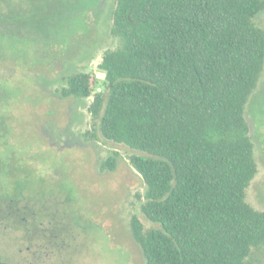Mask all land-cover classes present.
I'll return each mask as SVG.
<instances>
[{"label":"trees","instance_id":"trees-1","mask_svg":"<svg viewBox=\"0 0 264 264\" xmlns=\"http://www.w3.org/2000/svg\"><path fill=\"white\" fill-rule=\"evenodd\" d=\"M76 7V0H0V58L47 55L76 33L70 26L84 25L68 19ZM263 11L264 0H117L111 32L121 44L99 64L102 89L93 95L90 72L64 78L61 96L94 97V131L86 135L134 150L130 162L145 183L141 211L153 226L135 214L130 227L147 264H254L264 247V210L247 201L258 162L246 116L264 72V29L255 21ZM12 95L0 76V104ZM9 118L0 107V158ZM118 155L101 170H115ZM27 178L0 168L1 225L20 227L30 243L36 233L49 240V198L27 190ZM66 231L75 235L72 222L54 225L49 241Z\"/></svg>","mask_w":264,"mask_h":264},{"label":"rangeland","instance_id":"rangeland-1","mask_svg":"<svg viewBox=\"0 0 264 264\" xmlns=\"http://www.w3.org/2000/svg\"><path fill=\"white\" fill-rule=\"evenodd\" d=\"M76 3L68 19L78 16L85 23L70 26L77 30L74 35L69 33L65 43L55 40L50 45L47 55L51 61L38 57L42 51L31 50L28 63H0V76L13 93L5 107L10 117V148L22 157H36L29 159L36 175L30 173L25 186L50 194L49 240L58 223L72 222L75 235L68 239L66 231L57 241L40 240L39 235L30 243L12 225L6 228L0 222V260L8 264H147L130 227L135 214L146 228L153 226L141 211L145 183L130 162L134 150L107 141L100 133L96 138L86 135L95 126L89 104L102 89L96 80L105 78L99 64L106 50L121 44L111 32L117 0ZM255 21L264 29V11ZM78 71L92 74L93 95L82 100L61 96L64 78ZM246 116L258 162L247 201L264 210V72ZM115 152L119 154L117 168L102 171L101 162ZM253 257L254 264H264V247L255 250Z\"/></svg>","mask_w":264,"mask_h":264},{"label":"flooded vegetation","instance_id":"flooded-vegetation-1","mask_svg":"<svg viewBox=\"0 0 264 264\" xmlns=\"http://www.w3.org/2000/svg\"><path fill=\"white\" fill-rule=\"evenodd\" d=\"M17 1V0H16ZM36 42L34 43L35 46H40L41 49L44 51L45 50V44L42 42L41 44H39L37 42V40H35ZM35 50H39V49H35ZM45 56H43L42 54H39L38 57H42V58H47L49 59V56L44 54ZM27 61H30V57L28 56H22L21 59L22 60H26ZM10 60V59H9ZM8 59H6V55H3L1 58H0V63H4L5 61H9ZM10 61H15L16 60H10ZM49 77V76H47ZM6 104H0V107L2 108H5ZM2 138V155L3 157L0 158V168L2 169V171H7V172H10V173H14V174H17V173H21L22 175L28 177L30 175V173L35 174L34 172V169H32V166L30 165L31 161H29V159H32V160H35L36 157L33 156V155H29V156H25V157H22L21 155H19L15 150H13L12 148H10V141H9V135L6 136L5 134L1 136ZM26 187V186H25ZM14 189L17 191H20L21 189V186L20 185H16L14 184ZM27 189V188H26ZM28 190V189H27ZM42 191H36V197H38V195H42L41 193ZM48 198H49V201L51 200V197H50V194H47ZM36 202L38 203V201L36 200ZM21 204V202H20ZM7 228V227H6ZM18 230L20 231V234H21V237L22 235H25V233L22 231V229L19 227V228H15V231ZM36 236H38V233H36ZM28 250H31V247L28 246L27 247ZM3 263H6V262H3L0 260V264H3ZM8 264V263H7Z\"/></svg>","mask_w":264,"mask_h":264},{"label":"water","instance_id":"water-1","mask_svg":"<svg viewBox=\"0 0 264 264\" xmlns=\"http://www.w3.org/2000/svg\"><path fill=\"white\" fill-rule=\"evenodd\" d=\"M3 264H7V263H3Z\"/></svg>","mask_w":264,"mask_h":264}]
</instances>
